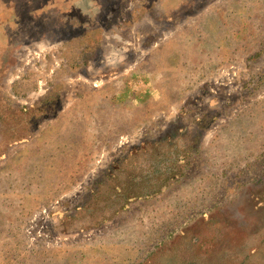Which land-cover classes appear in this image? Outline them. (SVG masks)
Wrapping results in <instances>:
<instances>
[{"label": "rangeland", "instance_id": "obj_1", "mask_svg": "<svg viewBox=\"0 0 264 264\" xmlns=\"http://www.w3.org/2000/svg\"><path fill=\"white\" fill-rule=\"evenodd\" d=\"M0 264H264V0H0Z\"/></svg>", "mask_w": 264, "mask_h": 264}]
</instances>
